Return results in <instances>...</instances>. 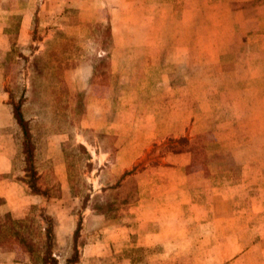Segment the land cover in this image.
Instances as JSON below:
<instances>
[{"label": "rangeland", "instance_id": "obj_1", "mask_svg": "<svg viewBox=\"0 0 264 264\" xmlns=\"http://www.w3.org/2000/svg\"><path fill=\"white\" fill-rule=\"evenodd\" d=\"M263 35L264 0H0V264H264Z\"/></svg>", "mask_w": 264, "mask_h": 264}, {"label": "trees", "instance_id": "obj_2", "mask_svg": "<svg viewBox=\"0 0 264 264\" xmlns=\"http://www.w3.org/2000/svg\"><path fill=\"white\" fill-rule=\"evenodd\" d=\"M14 116L18 122V124L22 127L23 129V134L25 137V142H24V154L26 156V178L28 179L27 181V186L29 187V189L31 190V192L33 193V195H43V192L41 191V189L38 186V174L37 171L34 169L33 166V146L31 144L30 141V134L29 131L27 130L25 121L23 119V117L21 116L20 112L18 110H15L14 112ZM4 204V200L2 198H0V205ZM46 241H47V246L49 247L52 244V229L51 226H47L46 227ZM43 261L45 263L49 262L50 264H55V259L52 257H47L45 256L43 258ZM68 264V263H67Z\"/></svg>", "mask_w": 264, "mask_h": 264}, {"label": "crops", "instance_id": "obj_3", "mask_svg": "<svg viewBox=\"0 0 264 264\" xmlns=\"http://www.w3.org/2000/svg\"><path fill=\"white\" fill-rule=\"evenodd\" d=\"M121 1H125V0H121ZM127 1H133V2H144V3H147L148 1L150 0H127ZM227 3V2H226ZM261 18V17H260ZM136 31V30H135ZM135 31H133L132 33L134 34ZM140 33H142V31H139ZM264 36V35H263ZM261 36V37H263ZM262 40V38L260 39ZM133 45V48L134 49H138V48H143L147 51H150L152 49L155 48V45H152V44H145L144 42H138V43H134L132 44ZM182 45V44H181ZM118 48L120 49H124V47H128L130 46L129 44H124V43H117L116 45ZM264 49V48H263ZM146 56L148 57H151V54L147 53ZM264 110V109H263ZM156 112L150 114V115H155ZM149 114V113H148ZM145 116V115H144ZM145 130V128L143 129ZM136 132H140V124L138 125V128L136 129ZM137 136V135H135ZM133 148H134V145H133ZM104 154H107V153H104ZM107 155H104V159ZM108 157V156H107ZM184 158L183 155H174V159L175 161L179 162L181 161V159ZM107 161V160H105ZM263 161H264V158H263ZM11 168V156L9 154H7V157L5 156V153L3 154H0V173H5V172H8ZM175 174H179V175H184V173L182 171H178V172H174V175ZM174 189H176V186L173 187ZM180 190H182V187H180ZM182 194V193H181Z\"/></svg>", "mask_w": 264, "mask_h": 264}]
</instances>
